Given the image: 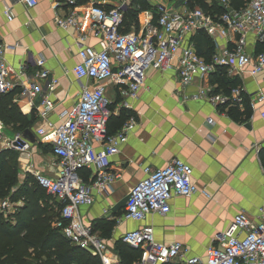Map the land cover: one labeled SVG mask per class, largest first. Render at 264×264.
<instances>
[{
    "label": "built area",
    "instance_id": "obj_1",
    "mask_svg": "<svg viewBox=\"0 0 264 264\" xmlns=\"http://www.w3.org/2000/svg\"><path fill=\"white\" fill-rule=\"evenodd\" d=\"M14 1L27 9L37 4L36 0ZM218 4L223 11L214 15L199 8L157 5L155 18L148 16L140 33L122 32L121 7L105 10L95 2L86 10L85 26L75 0H67L69 12L55 19L58 28L74 32L80 45L89 35L95 38L99 50L79 49L73 74L78 81L85 80L91 85H83L76 105L59 114L60 125L47 124L35 133L40 142L51 146L59 170L56 179L38 177V181L61 205L54 228L79 249L98 257L102 264L119 263L115 256L110 257L106 242L79 221L78 209L94 203L93 191L106 193L111 187L114 175L109 172L110 160L119 153L120 145L126 143L137 124L134 117H129L116 134H107L110 113L105 84L123 85L121 96L134 98L144 84L147 71H175L184 87L195 79L206 83L199 96L213 105L240 106L243 102L240 89H232L228 95L213 93L207 85L208 78L218 69L229 74L239 70L251 77H261L264 83V0H247L240 8L233 7L230 0H220ZM3 14L7 21L12 20L9 7H4ZM199 32L214 42L209 62L198 56L191 42ZM218 39L226 40L225 45L218 44ZM249 40L250 50H247ZM5 50L0 43V94L18 87L20 98L41 95L37 114L45 118L53 108L46 95L53 93L58 81L49 78L43 69L44 61L38 60L35 62L38 71L31 79L25 77L22 67L17 77L25 81L19 83L12 78L13 72L5 62ZM39 81L44 83V88ZM258 103H264L262 90L251 99V109ZM207 123L212 124L213 120L208 119ZM19 141L20 136H16L11 143L16 150L29 148L26 142L21 145ZM94 144L100 145L101 150L96 152ZM83 170L91 172L89 184L80 177ZM262 173L264 177V167ZM143 174L144 178L129 191L123 221L140 223L152 214L165 216L170 212L173 197L189 198L197 192L191 179L192 169L180 160L175 159L162 169L144 168ZM120 241L141 251L136 264H264V208L259 210L257 223L242 213L236 215L224 233L215 237L216 245L206 249L204 259L188 256L180 243H157L153 229L148 226L125 232Z\"/></svg>",
    "mask_w": 264,
    "mask_h": 264
},
{
    "label": "crops",
    "instance_id": "obj_2",
    "mask_svg": "<svg viewBox=\"0 0 264 264\" xmlns=\"http://www.w3.org/2000/svg\"><path fill=\"white\" fill-rule=\"evenodd\" d=\"M66 1L36 0V6L27 9L14 0H0V43L6 47L4 58L13 72L12 78L19 83L25 81L17 77L22 67L25 77L33 78L38 71L35 62L43 60V69L49 73V78L58 81L53 93L46 95L53 108L45 118L37 114L41 95L20 98V88L14 89V99L22 114L28 117L33 114L36 119L30 128L34 135L47 124L60 125L59 114L76 105L83 85H91L85 80L78 81L73 68L78 63L79 49L87 47L98 51V41L89 35L80 45L72 30L56 26L55 19L69 12ZM132 1L75 0V5L85 26L90 3L95 2L105 10L121 7L125 11ZM6 6L10 8L11 21L3 14ZM182 7L184 5L177 9ZM148 16L154 19L155 9L139 15L137 26H131L129 31L140 33ZM199 34L210 39L214 46L212 38L203 32L192 37L194 46L202 38ZM217 42L223 46L226 40ZM250 43L251 40L247 50ZM215 73L208 78L207 85L213 93L223 94L218 91L222 88ZM224 76L236 81V88L242 91L240 106L213 105L199 96L206 83L195 79L184 87L179 84L175 71H147L144 84L134 98L121 96L123 85L105 84L110 113L108 131L117 133L121 122L130 115L137 124L126 143L120 145L119 153L110 160L109 172L114 175L111 187L106 193L93 191L94 203L79 207L78 219L106 242L110 257L115 256L118 263L119 258L113 251L116 243L125 232L141 227H151L157 243H180L188 256L204 259L206 249L214 244L216 236L224 233L236 215L242 213L252 222H258L259 210L264 208V103L256 104L252 110L250 102L258 91H264V83L261 77H251L239 70L232 74L225 71ZM39 84L44 88L43 82ZM208 119L213 123H207ZM1 131L5 130L0 122ZM20 135L10 134L11 143ZM35 138L34 144L26 142L29 148L25 151L33 149L36 156L33 172L25 173L37 181L38 177L56 179L59 170L51 146L40 142L36 135ZM93 147L96 152L101 150L100 145ZM175 159L192 169L191 179L197 192L189 198L173 197L170 212L165 216L152 214L140 223L123 221L129 191L144 178L143 169H162ZM80 177L83 180L81 174ZM90 178L91 172L83 182L89 184ZM107 225H111V231L107 230Z\"/></svg>",
    "mask_w": 264,
    "mask_h": 264
},
{
    "label": "trees",
    "instance_id": "obj_3",
    "mask_svg": "<svg viewBox=\"0 0 264 264\" xmlns=\"http://www.w3.org/2000/svg\"><path fill=\"white\" fill-rule=\"evenodd\" d=\"M183 1H186L189 8L196 5L205 13L211 12L210 15L223 11L216 0ZM206 1L211 3L210 9ZM245 1L247 0H230V3L233 7L240 8ZM178 2L179 0H176V3ZM146 8L144 0H133L130 8L122 11V32L128 33L131 26H137L138 13ZM195 49L198 56L206 62H209L214 52L213 43L206 37L199 40ZM217 71V78L220 79V87L223 89L219 88L218 91L228 95L237 87L236 81L228 80L224 76V69ZM15 95V90L0 94V122L3 126L12 128L15 133L21 134L30 130L36 119L33 114L29 117L22 114L15 102ZM129 117L133 116H127L125 122ZM122 122L119 130L125 123ZM107 134L114 135L116 132L110 133L107 128ZM10 156V150L0 151V200L8 196L13 206L11 213L5 216L0 213V264H31L29 262L39 260L43 261L41 264H102L98 257L79 249L65 238L59 229L54 228L59 219L61 205L45 192L34 176L26 174L24 180L19 183L18 170ZM80 174L84 182L90 176L88 170L81 171ZM2 186H7L5 192ZM111 228V225H107V230L111 231ZM114 249L119 264H135L141 255L140 250L126 246L120 240Z\"/></svg>",
    "mask_w": 264,
    "mask_h": 264
},
{
    "label": "rangeland",
    "instance_id": "obj_4",
    "mask_svg": "<svg viewBox=\"0 0 264 264\" xmlns=\"http://www.w3.org/2000/svg\"><path fill=\"white\" fill-rule=\"evenodd\" d=\"M216 1H220V0H216ZM147 4V8L145 10H142L138 13V18H137V22L139 21V15H143L144 13H146L147 11H151L152 9H157V5H165L168 7H172L173 9H177L180 6L184 5L185 8L187 9H194V8H198L196 5H193L194 8H189L188 6H186V1L183 0H179L178 3H176V0H145L144 1ZM246 2V1H245ZM244 4V3H243ZM206 5L208 6V9L211 8V3L209 1H206ZM209 12V11H208ZM205 13V12H204ZM211 12H209L208 14H210ZM5 131H1L2 133H0V151H2L3 149H9L11 151V159L13 164L16 166L18 173H17V179L18 181L21 179V177L23 176V174L25 175V172H33V158L36 156L35 154V150H28L25 152H20L18 150H16L12 145H11V138H10V134H15V131L7 126H3ZM5 133V134H4ZM40 148V147H39ZM38 148V149H39ZM49 149V148H48ZM35 173V172H34ZM36 175V174H34ZM3 187V192H5L7 186H2ZM8 196L3 197L0 200V213H2L4 216L11 213L13 210V206L11 205V203L8 200ZM113 251L115 252V249H113ZM41 262H43L42 260L39 261H32L29 262L31 264H41Z\"/></svg>",
    "mask_w": 264,
    "mask_h": 264
},
{
    "label": "water",
    "instance_id": "obj_5",
    "mask_svg": "<svg viewBox=\"0 0 264 264\" xmlns=\"http://www.w3.org/2000/svg\"><path fill=\"white\" fill-rule=\"evenodd\" d=\"M20 137H21V141H19V143L21 145H23L27 141L29 143H31V144L36 143L35 135L30 130H26V131L22 132L21 135H20Z\"/></svg>",
    "mask_w": 264,
    "mask_h": 264
}]
</instances>
